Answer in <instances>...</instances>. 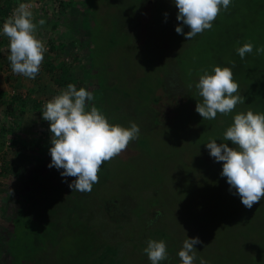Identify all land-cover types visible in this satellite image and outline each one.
Instances as JSON below:
<instances>
[{"label":"rangeland","instance_id":"1","mask_svg":"<svg viewBox=\"0 0 264 264\" xmlns=\"http://www.w3.org/2000/svg\"><path fill=\"white\" fill-rule=\"evenodd\" d=\"M19 3L46 21L36 34L47 52L35 79L14 74L0 35V264H151L149 239L167 244L161 264H180L194 237L209 264H264V199L246 208L206 147L232 146L223 133L235 114L264 113V54L255 50L264 46V0H232L191 40L175 31L174 0H0V28ZM249 42L241 59L236 49ZM214 66L232 69L246 99L203 120L194 85ZM69 83L92 91L110 123L140 127L86 193L48 167L43 106ZM21 209L33 214L31 229Z\"/></svg>","mask_w":264,"mask_h":264},{"label":"clouds","instance_id":"2","mask_svg":"<svg viewBox=\"0 0 264 264\" xmlns=\"http://www.w3.org/2000/svg\"><path fill=\"white\" fill-rule=\"evenodd\" d=\"M232 0H174L178 9V24L175 31L191 40L205 30H210L222 10H227ZM167 16V13H165ZM46 23L44 19L35 22L32 8L19 3L0 28V35L9 41L11 70L14 74L35 79L41 70L47 52L45 43L37 37V27ZM190 31L184 33L183 26ZM249 42L236 49L241 59L253 52ZM256 54H264V46L257 47ZM234 66V64H233ZM193 85L189 84L191 88ZM198 95L195 111L203 120H214L217 114L232 113L237 105L244 104L246 97L240 94L239 84L229 67L214 66L207 69L195 82ZM92 91L84 87L77 89L69 83L59 94L46 101L42 119L49 122L51 147L49 168L63 169L64 178L75 177L68 186L73 191L91 192L99 183V172L105 162L127 150L129 144L138 139L140 127L130 122L129 127L109 122L94 103ZM91 104L90 108L89 105ZM228 143L218 144L216 139L206 143L209 155L215 162H223L220 175L225 177L229 191L240 197L246 208L264 199V113L248 109L233 117V123L223 133ZM64 182H67L66 180ZM12 191L10 189V195ZM199 237L187 238L178 251L180 264H209L198 258L194 245L202 244ZM151 264H161L168 259V247L164 240L149 239L143 249Z\"/></svg>","mask_w":264,"mask_h":264},{"label":"trees","instance_id":"3","mask_svg":"<svg viewBox=\"0 0 264 264\" xmlns=\"http://www.w3.org/2000/svg\"><path fill=\"white\" fill-rule=\"evenodd\" d=\"M4 13H6L5 11H4ZM49 184V183H48ZM40 190V189H39ZM33 203H34V201H33ZM32 203V204H33ZM35 204V203H34ZM21 213H20V217H22V219H23V221H25V224H26V226H28V228H32V219H33V214L30 212V211H28L27 209H21V211H20ZM30 212V213H29ZM27 215V216H26ZM25 216V217H24ZM28 231H29V229H28Z\"/></svg>","mask_w":264,"mask_h":264},{"label":"crops","instance_id":"4","mask_svg":"<svg viewBox=\"0 0 264 264\" xmlns=\"http://www.w3.org/2000/svg\"><path fill=\"white\" fill-rule=\"evenodd\" d=\"M4 41V39H0V41ZM0 66H2V64L0 63ZM1 74H2V70H0V76H1ZM2 82H1V77H0V89H1V87H2V84H1Z\"/></svg>","mask_w":264,"mask_h":264}]
</instances>
